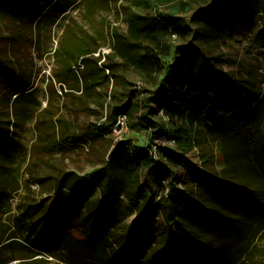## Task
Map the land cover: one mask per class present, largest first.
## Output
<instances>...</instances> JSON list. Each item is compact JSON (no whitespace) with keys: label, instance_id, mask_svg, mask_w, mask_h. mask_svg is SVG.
Instances as JSON below:
<instances>
[{"label":"rangeland","instance_id":"1","mask_svg":"<svg viewBox=\"0 0 264 264\" xmlns=\"http://www.w3.org/2000/svg\"><path fill=\"white\" fill-rule=\"evenodd\" d=\"M216 1L220 2L177 0L184 8L189 3L191 9L175 15L183 31L164 41L160 57L162 64H172L179 57L177 48H189L226 72L242 88L239 112L245 118L244 129L231 135L220 131L209 139L216 154L212 165L203 161L204 151L197 150L187 158L214 177L224 179L227 175L232 180L233 173H228L237 169L236 177L264 180V15L258 12L260 5L249 1L229 16L231 24L225 20L204 22L202 11ZM153 3L58 0L38 23L33 20L35 11L29 17L0 7V264H83L70 254L71 246L63 236L56 239V228L62 222L56 206L60 209L61 201L80 198L81 214H87L101 199V190L64 189L57 193V182L104 167L121 142L149 148L152 133L167 127V118L154 101L159 98L157 90L165 85L163 75L141 76L127 66L115 72L125 81L119 79L122 87L114 88L105 83L101 73L94 74L93 62L88 68L83 63L85 57L93 56L102 68L106 63L103 56L113 44V31L125 32L130 17H154L160 26V16L168 14L173 3L158 4L156 10ZM85 50L91 54L77 55ZM66 56L74 58L71 72L61 69ZM113 62L120 64L118 59ZM123 106H127L126 120L115 128L113 109ZM226 114L221 112L222 120ZM141 117L156 129H150ZM69 133L74 135L66 142ZM244 144L253 145L252 154L244 153ZM165 145L175 150L173 145ZM141 180L154 188L150 170L142 172ZM173 186L181 190L193 187L180 168ZM254 199L260 204L256 196ZM244 208L238 212L239 219L248 220L250 229L237 264H264V212L256 210L252 216L246 212L249 207ZM117 210L121 236L135 234L139 226L149 227V223L159 228L164 224L155 211L138 219L126 207L125 199L119 201ZM74 235L89 240L84 231L81 237Z\"/></svg>","mask_w":264,"mask_h":264},{"label":"trees","instance_id":"2","mask_svg":"<svg viewBox=\"0 0 264 264\" xmlns=\"http://www.w3.org/2000/svg\"><path fill=\"white\" fill-rule=\"evenodd\" d=\"M249 1L260 5L258 12L264 15V0H220L209 10L202 11L204 14L200 18L203 17L204 22L225 20L231 24L229 16ZM57 2L0 0V7L29 17L34 16L35 11L37 14L33 20L38 23L48 13L46 9ZM169 3H173L172 9L160 16L163 20L160 26L154 22V17L133 16L128 18L125 32L114 30L113 44L110 53L104 56L106 63L102 68L97 66L98 59L93 56L83 60L86 68L93 62L94 74L101 73L105 83L112 84L114 88H121V81H125L115 72L123 71L127 66L141 76L163 75L165 85L157 90L159 98L154 101L164 112L167 127L156 129L145 117H141V121L150 129H156L152 139L165 136L175 149L158 150L156 161L144 148L121 142L114 147L104 167L73 180L57 182V193L64 189L70 192L101 190V199L87 214H81L80 198L61 201L60 209L56 206V215L62 221L56 228V239L58 235L63 236L66 244L71 246L70 254L83 264H237L250 229L249 221L240 220L239 213L244 212V207H249L246 212L252 216L256 210L264 212L260 205H264L263 178L236 177L237 169L228 173H233L232 180L227 175L224 179L214 177L208 170L192 165L187 158L197 150L204 151L203 161L212 165L216 154L209 139L220 131L231 135L244 129L245 118L239 112L242 88L226 72L189 48H177L179 57L172 64H162L160 54L164 41L183 31L175 15L191 9L189 3L184 8L183 3L177 0H154L151 6L156 10L158 4ZM90 54L89 50L77 53L79 56ZM113 59H118L120 64L114 63ZM73 60V57L68 59L66 56L61 64L62 71L71 72ZM106 71L107 76L104 75ZM59 81L63 82L61 78ZM222 111L227 113L223 120ZM121 115L127 117V106L115 107L111 120L115 123ZM73 135L69 133L65 137L66 142H70ZM242 148L249 155L254 149L252 144H244ZM222 159L226 162L225 158ZM241 163L238 162L239 165ZM250 166L248 163L247 167ZM178 168L183 170L193 186L191 190L173 186ZM144 170L153 173L154 188L141 180ZM166 190L167 194L163 196ZM159 194L162 197L154 204ZM255 196L260 204L256 203ZM121 198L138 219H143L150 212H159L163 226L159 228L149 223V227L139 226L135 234L121 236L117 225ZM82 230L89 235L88 241L86 237L75 239L74 233L80 235ZM84 253L89 256L84 257Z\"/></svg>","mask_w":264,"mask_h":264},{"label":"built area","instance_id":"3","mask_svg":"<svg viewBox=\"0 0 264 264\" xmlns=\"http://www.w3.org/2000/svg\"><path fill=\"white\" fill-rule=\"evenodd\" d=\"M104 54H102L103 56ZM100 55H98L99 57ZM104 57V56H103ZM106 73L108 74V71H106ZM126 120V116L125 115H121L116 119L115 122V128H119V126L124 124V121ZM153 141L151 142V147H141L144 148L145 150L148 151L149 155L156 161H158V150L160 149H164L167 148V146L165 145L167 143V145H173L172 142L170 140H168L165 136L162 137H156L154 139H152ZM155 140V141H154ZM167 194V190L163 193V196H166ZM162 197V195H158L156 197V199L154 200V204H156L160 198Z\"/></svg>","mask_w":264,"mask_h":264}]
</instances>
